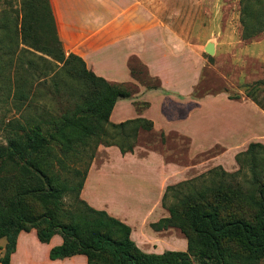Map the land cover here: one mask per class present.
<instances>
[{
  "label": "trees",
  "instance_id": "1",
  "mask_svg": "<svg viewBox=\"0 0 264 264\" xmlns=\"http://www.w3.org/2000/svg\"><path fill=\"white\" fill-rule=\"evenodd\" d=\"M241 7L243 39L263 34L264 0H241ZM15 13V30L10 37L16 47L23 46V52H38L62 64L66 76L79 83L81 89L72 93V107L51 122L40 124L34 119L26 124L16 122L24 138L18 136L10 140L8 147L0 148V240H7L0 264H12L19 234L32 229L37 230L42 243H49L57 234L63 237V244L50 252L53 261L76 255L86 256L88 264H255L264 259V144L261 143H251L236 156L237 172L229 173L219 166L195 180L167 188L163 205L170 217L151 227L157 232L179 230L188 241L185 252H144L132 240L130 226L82 200L81 192L98 148L116 146L123 155L133 153L139 132L153 131V123L145 119L121 124L110 121L115 104L130 99L132 92L125 85L110 84L96 76L81 58L73 54L66 58L50 0H20V9ZM5 32L1 27L0 35ZM3 47L0 43V59L10 55ZM246 96L264 110L263 101L255 98L253 90ZM229 98L243 97L237 94ZM88 151L86 170H71L67 164L69 157L75 160L83 156V160ZM56 165L73 171L82 180L72 186L70 178L52 170ZM9 167H14L13 174L9 175ZM182 186L189 188L187 194L177 204L167 206L169 193ZM68 193L75 195L77 203L68 214L71 222L63 224L60 215L63 197ZM30 198L42 202L46 212L25 213V203ZM232 209H240L241 213L235 215L230 212ZM247 212L252 213V219ZM228 244L238 245L242 253L234 252Z\"/></svg>",
  "mask_w": 264,
  "mask_h": 264
},
{
  "label": "crops",
  "instance_id": "2",
  "mask_svg": "<svg viewBox=\"0 0 264 264\" xmlns=\"http://www.w3.org/2000/svg\"><path fill=\"white\" fill-rule=\"evenodd\" d=\"M50 3L65 52L81 58L96 76L131 90L130 99L115 104L110 121L145 119L154 126L151 132H139L133 153L101 145L99 152L103 148L105 154L99 162L95 156L81 199L130 226L132 240L146 253L187 251L188 241L179 230L151 227L170 217L163 205L167 188L213 167L238 171L236 156L251 143L264 144V110L248 97H198L203 55L140 1ZM62 244L59 234L42 243L36 229L23 231L11 263L88 264L84 255L51 260V250ZM6 245L7 240L2 255Z\"/></svg>",
  "mask_w": 264,
  "mask_h": 264
},
{
  "label": "rangeland",
  "instance_id": "3",
  "mask_svg": "<svg viewBox=\"0 0 264 264\" xmlns=\"http://www.w3.org/2000/svg\"><path fill=\"white\" fill-rule=\"evenodd\" d=\"M138 1L170 27L173 35L187 41L190 48L203 55L205 67L195 93L198 97L218 93L247 97L246 93L253 90L255 98L264 103V33L252 39H243L241 0ZM19 9L20 0H0V30L1 27L6 29L5 34L0 35V43L5 52L10 53L0 59V148L8 147L10 140L18 136L24 138V132L17 127L16 122L26 124L31 119L40 124L51 122L72 107L71 95L74 90L81 89L79 83L66 76L62 64L38 52H23V46L19 49L16 47L10 36H13L11 33L15 30V11ZM210 46L212 54L208 52ZM65 54L66 58L70 55ZM99 148L96 153L98 162L105 154L104 149L99 152ZM86 153L83 160V156L75 160L69 157L67 164L71 170H86L90 152ZM117 161L115 164H122ZM215 168L200 175H192L181 183L195 180ZM9 170V175L13 174L14 167H9ZM52 170L62 177L70 178L72 186L82 180L81 176H74L73 171L67 172L57 165ZM182 187L169 193L167 206L177 204L187 194L189 188ZM76 203L73 193L63 197L61 223L71 222L68 214L74 211ZM46 209L40 201L31 198L26 200L27 214L39 215L46 212ZM230 212L239 215L241 210L232 209ZM246 214L252 219L251 212ZM4 242L5 239L0 240V249ZM228 247L236 253H242L236 244H228ZM0 256L1 259L2 253ZM255 264H264V259Z\"/></svg>",
  "mask_w": 264,
  "mask_h": 264
},
{
  "label": "water",
  "instance_id": "4",
  "mask_svg": "<svg viewBox=\"0 0 264 264\" xmlns=\"http://www.w3.org/2000/svg\"><path fill=\"white\" fill-rule=\"evenodd\" d=\"M208 52L210 53V54H212V52H213V49H212V47L210 46V47H208Z\"/></svg>",
  "mask_w": 264,
  "mask_h": 264
}]
</instances>
